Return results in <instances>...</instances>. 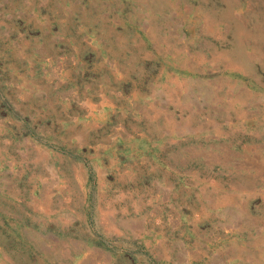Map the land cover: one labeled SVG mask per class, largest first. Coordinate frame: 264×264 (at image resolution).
Instances as JSON below:
<instances>
[{
  "label": "rangeland",
  "instance_id": "obj_1",
  "mask_svg": "<svg viewBox=\"0 0 264 264\" xmlns=\"http://www.w3.org/2000/svg\"><path fill=\"white\" fill-rule=\"evenodd\" d=\"M0 264H264V0H0Z\"/></svg>",
  "mask_w": 264,
  "mask_h": 264
}]
</instances>
